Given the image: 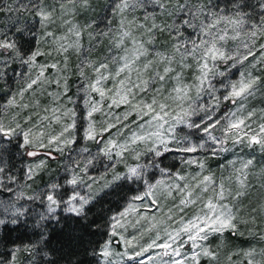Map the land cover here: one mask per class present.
<instances>
[{
  "label": "snow or ice",
  "instance_id": "snow-or-ice-1",
  "mask_svg": "<svg viewBox=\"0 0 264 264\" xmlns=\"http://www.w3.org/2000/svg\"><path fill=\"white\" fill-rule=\"evenodd\" d=\"M105 7L0 0V264H264V0Z\"/></svg>",
  "mask_w": 264,
  "mask_h": 264
},
{
  "label": "trees",
  "instance_id": "trees-1",
  "mask_svg": "<svg viewBox=\"0 0 264 264\" xmlns=\"http://www.w3.org/2000/svg\"><path fill=\"white\" fill-rule=\"evenodd\" d=\"M126 196L127 192L125 188L123 189V187L107 191L95 207H93L90 217L98 218L99 214L107 213L108 209L115 211L116 209L122 207Z\"/></svg>",
  "mask_w": 264,
  "mask_h": 264
},
{
  "label": "rangeland",
  "instance_id": "rangeland-1",
  "mask_svg": "<svg viewBox=\"0 0 264 264\" xmlns=\"http://www.w3.org/2000/svg\"><path fill=\"white\" fill-rule=\"evenodd\" d=\"M105 4H106V0H93V7L95 9V15L97 16H104L105 13L107 12V9L105 7ZM103 26V25H102ZM252 104L256 107H264V99H261L259 96L252 101ZM226 107H230V105H225V106H222L221 108V111H224ZM43 157H38L37 159H41ZM228 158H231L230 157V154H229V157ZM257 159L259 160L260 157L258 155ZM52 164V167L55 168V163L54 162H50ZM220 163H222L221 160H212L210 161V164L213 168H216L217 165H219ZM103 172V167L100 166V165H97V168L95 170V174L99 175L100 173ZM123 189L125 188L126 189V192H127V195H128V187L127 185H124L122 186ZM118 187H114L113 189H116ZM113 189H109V190H113ZM107 190V191H109ZM125 203V202H124ZM129 231L131 232V229H129ZM242 243V242H241Z\"/></svg>",
  "mask_w": 264,
  "mask_h": 264
}]
</instances>
